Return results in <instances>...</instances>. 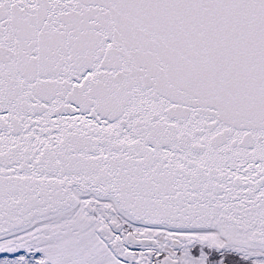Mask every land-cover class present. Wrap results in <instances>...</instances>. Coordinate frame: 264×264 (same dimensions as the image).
<instances>
[{"label": "snow or ice", "instance_id": "obj_1", "mask_svg": "<svg viewBox=\"0 0 264 264\" xmlns=\"http://www.w3.org/2000/svg\"><path fill=\"white\" fill-rule=\"evenodd\" d=\"M0 264H264V0H0Z\"/></svg>", "mask_w": 264, "mask_h": 264}]
</instances>
